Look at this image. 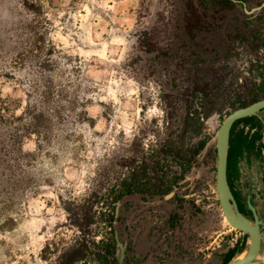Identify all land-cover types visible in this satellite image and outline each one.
Listing matches in <instances>:
<instances>
[{
    "label": "rangeland",
    "instance_id": "374dc122",
    "mask_svg": "<svg viewBox=\"0 0 264 264\" xmlns=\"http://www.w3.org/2000/svg\"><path fill=\"white\" fill-rule=\"evenodd\" d=\"M263 1L223 14L197 0H0V264H68L81 242L85 253L73 264H106L91 239L115 240L107 217L121 182L136 173L156 179L164 163L182 171L164 142L179 139L185 124L180 93L195 55L227 53L229 35L248 19L264 36V6L244 9ZM192 12L202 18L190 34ZM235 45L238 55L221 68L231 89L263 78L264 48ZM227 102L204 118L210 138L180 176L181 193L193 196L180 205L181 195L164 198L168 191L124 195L116 226L128 264H218L241 237L214 189V115L228 112ZM185 139L200 138L190 130Z\"/></svg>",
    "mask_w": 264,
    "mask_h": 264
},
{
    "label": "trees",
    "instance_id": "16d2710c",
    "mask_svg": "<svg viewBox=\"0 0 264 264\" xmlns=\"http://www.w3.org/2000/svg\"><path fill=\"white\" fill-rule=\"evenodd\" d=\"M197 1L200 4L207 2L210 7L218 9L224 14L225 12L232 10L238 2H242L243 0ZM201 18V14H195L194 12L190 14L187 26L188 33L193 34V29L198 28ZM250 21L252 20H245L242 25L237 26L232 34L229 35L232 45L228 47L229 50L226 51L227 53L217 56L214 59H202L198 55H195L193 59V65L188 74V85L180 93V100L184 104L185 109V116H183L182 119L185 121V124L183 123V127L180 126V132L178 134L179 139L171 137L167 138L164 142L165 155L171 156L172 159L177 161L182 168V171L179 172V176L185 171V164L191 161L192 157H194L196 153L206 145L210 138L209 135L202 136L205 130L204 118L208 117L213 111L221 108L223 106L222 104L225 105L227 101L231 111L236 107L247 105L264 97V67L261 71L263 78L260 81H256L255 79H245L243 83H236L235 87L232 89L228 87L229 84H232L230 80H228V77L226 78V75L221 73V68L227 64V60H229L233 54L238 55L237 47H235L237 41H240L241 43L247 41L250 46H254L259 51L264 48V36L258 26H251L248 24ZM258 65V62H256L255 66ZM210 71H213V75L209 73ZM263 129L264 123L257 115L247 116L235 121L231 129L228 152L229 168L236 167V164L246 150L254 149L256 147V141L263 136ZM190 130L192 136L200 138L193 145L187 144L185 139L186 134ZM259 146L264 147V143H261ZM214 151L216 156V149ZM163 165L164 167L162 168H165V171H163L164 177L162 176L154 179L150 175L147 176L145 173L142 177L131 175L124 179L121 182L118 193L114 195V199L118 200L133 191H143L146 189L144 188L145 185L148 184L154 185L156 191H169L172 186V179H169L168 175L173 172L177 174L178 172L176 170L173 171L172 166L169 171L166 163L161 166ZM90 220L92 221V218H86L85 223H89ZM113 221L114 213L112 212L109 213L107 217L109 227L112 226ZM246 242L247 237L245 236L241 241L236 242L234 246L229 247L227 252L223 255L222 264H225L234 255L241 252L244 249ZM91 244L93 245V248L99 247L97 255L99 258L104 257L106 264H118L115 257H109V255H112L116 249L114 238L102 246L91 239ZM86 247V243H79L76 247L70 250L66 255L65 260L62 262L73 264L76 259L84 255ZM90 251H92V249ZM60 257H63V255Z\"/></svg>",
    "mask_w": 264,
    "mask_h": 264
},
{
    "label": "water",
    "instance_id": "95a60500",
    "mask_svg": "<svg viewBox=\"0 0 264 264\" xmlns=\"http://www.w3.org/2000/svg\"><path fill=\"white\" fill-rule=\"evenodd\" d=\"M243 5L245 4L243 3ZM263 6L264 1L260 5L249 10L245 7L244 9L246 13H252L260 10ZM262 109H264V97L247 105L234 108L222 119L214 136L216 144L215 187L218 201L228 223L233 228L241 231L243 235H247V242L244 249L234 255L225 264H264V261H258L263 246L262 236L264 230L262 228L264 227V217L260 218L258 216L256 209L251 202H248V206L252 211V218L240 211L227 177L231 128L234 122L238 119L258 114ZM172 195L173 191L164 195V198H169ZM128 199L129 196L121 197L114 208V234L115 246L118 251V264H128L126 233H124L123 236H120V230L116 226L118 224L120 209Z\"/></svg>",
    "mask_w": 264,
    "mask_h": 264
},
{
    "label": "flooded vegetation",
    "instance_id": "af4514ba",
    "mask_svg": "<svg viewBox=\"0 0 264 264\" xmlns=\"http://www.w3.org/2000/svg\"><path fill=\"white\" fill-rule=\"evenodd\" d=\"M229 112L230 110L226 112L225 114L219 113L221 115L220 123L222 119ZM255 115H257L258 118L264 123V109L260 110L258 114H255ZM262 132H263V136L259 140L256 141V147L254 149L246 150L243 156L239 159L238 163L236 164V167H231V168L227 167L228 182L232 190V193L237 201L238 207L241 212H243L245 215H247L250 218H252L253 214L248 206V202L252 203V205L255 207L256 212L260 218L264 217V147L259 146L261 143H264V129L262 130ZM176 162L177 161H175V163ZM175 170L178 172L177 174L173 172L168 175V178L172 179V186H171V189L168 191V193L173 191V195L171 197L181 195L182 198H180V203H181L180 205H182L183 200H184L183 198H188V196H193L194 193L192 192L190 194H185L184 192L181 193L182 187H181V178L179 176V172H180L179 166H174L173 171ZM214 170L216 174V164H215ZM163 171H165V168L161 169V173L157 177H162L164 175ZM214 185H215V179H214ZM144 188L146 189L143 191H137V192H141V193L146 192L148 194L150 193L151 195L153 194V192L161 193V191L159 190L154 191L153 186H151L150 184L145 185ZM214 189H215V195H216V200L219 205V209L225 220L226 218L222 212V209L220 207L218 197L216 194V187ZM208 199H209V196L206 194L205 200L207 201ZM205 202L203 201L202 204H204ZM198 206L201 207L199 204ZM169 219L170 221H174L175 214H171ZM262 229L264 230V227ZM239 232L241 233V237L236 242L241 241L245 236L247 237V235H243L241 231ZM228 248L219 254L218 264H222L223 255L227 252ZM140 256L141 255L139 253L135 254L136 263H139ZM198 261L200 260L196 259L190 264H198L197 263Z\"/></svg>",
    "mask_w": 264,
    "mask_h": 264
},
{
    "label": "built area",
    "instance_id": "2783aa9c",
    "mask_svg": "<svg viewBox=\"0 0 264 264\" xmlns=\"http://www.w3.org/2000/svg\"><path fill=\"white\" fill-rule=\"evenodd\" d=\"M214 118L216 119V122H217V125H219L220 124V120H221V115L218 113V114H215L214 115ZM208 122V121H207ZM212 124H211V122L209 123V126H208V128H207V130H208V133H210L211 131H212Z\"/></svg>",
    "mask_w": 264,
    "mask_h": 264
},
{
    "label": "crops",
    "instance_id": "0c3cea01",
    "mask_svg": "<svg viewBox=\"0 0 264 264\" xmlns=\"http://www.w3.org/2000/svg\"><path fill=\"white\" fill-rule=\"evenodd\" d=\"M136 142V141H135ZM34 144V145H33ZM35 146V143H31V142H29V145L28 146ZM23 149H25L26 148V145H23V147H22ZM28 148V150H31L32 148L31 147H27ZM134 171V168L132 167V165H131V172H133ZM135 176H143V174H134Z\"/></svg>",
    "mask_w": 264,
    "mask_h": 264
}]
</instances>
